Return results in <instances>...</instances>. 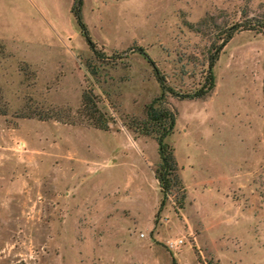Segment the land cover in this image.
<instances>
[{
  "label": "rangeland",
  "instance_id": "1",
  "mask_svg": "<svg viewBox=\"0 0 264 264\" xmlns=\"http://www.w3.org/2000/svg\"><path fill=\"white\" fill-rule=\"evenodd\" d=\"M71 2L0 0V264H264V0H82L98 56ZM211 53L204 97L166 96L184 194L157 211L156 143L128 124L152 65L189 92Z\"/></svg>",
  "mask_w": 264,
  "mask_h": 264
},
{
  "label": "trees",
  "instance_id": "2",
  "mask_svg": "<svg viewBox=\"0 0 264 264\" xmlns=\"http://www.w3.org/2000/svg\"><path fill=\"white\" fill-rule=\"evenodd\" d=\"M81 6L82 0H72L69 7V12L74 18L75 24L78 27L80 35L85 41L87 47L92 52V54L98 56L99 52L96 50L95 43L91 40L86 25L81 19ZM256 26L259 31L264 33V16L258 22V24H256ZM241 27L243 29L255 28L254 24H250L249 22H244ZM235 30L236 29L233 28L232 25L225 28L224 34L221 38V43L219 46L215 47V52H217L223 46V44L231 37ZM137 51H140L147 61L150 62V60L147 58V56H145L144 52L140 48H137ZM215 55V53H211L209 56L201 83L189 92H178L167 86L162 74H160L157 68L152 65L153 73L159 87V93L144 105V117L140 120H131V123L128 124V126L132 128L133 131H137L142 135L151 136L155 140L159 161L154 170V177L157 180L160 191L157 211L163 207L167 196L172 194L179 195L178 199L180 205V200L184 194L183 186L177 175V167L173 155V149L165 140V138L172 132L175 121V113L166 105V96L170 95L179 99H195L204 97L214 86L212 66L215 60ZM262 91L264 99V77L262 82ZM81 105L84 114L94 127L106 129L107 121L96 107L94 99L90 93H82ZM4 113V109L0 110V114ZM172 264H174L173 261Z\"/></svg>",
  "mask_w": 264,
  "mask_h": 264
},
{
  "label": "built area",
  "instance_id": "3",
  "mask_svg": "<svg viewBox=\"0 0 264 264\" xmlns=\"http://www.w3.org/2000/svg\"><path fill=\"white\" fill-rule=\"evenodd\" d=\"M181 239H178V240H176V241H173V242H169V246L170 247H175V246H177V244H181Z\"/></svg>",
  "mask_w": 264,
  "mask_h": 264
}]
</instances>
